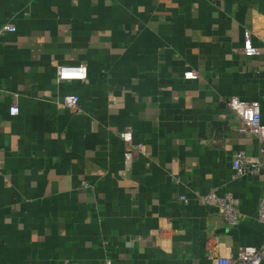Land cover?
Returning <instances> with one entry per match:
<instances>
[{
    "label": "crops",
    "instance_id": "0c3cea01",
    "mask_svg": "<svg viewBox=\"0 0 264 264\" xmlns=\"http://www.w3.org/2000/svg\"><path fill=\"white\" fill-rule=\"evenodd\" d=\"M6 24L0 264H214L264 245V170L231 178L235 152L262 156L225 105L256 101L264 124V0H0ZM245 30L258 56L240 54ZM80 64L83 82L57 84ZM213 188L238 200L236 227L197 204Z\"/></svg>",
    "mask_w": 264,
    "mask_h": 264
},
{
    "label": "built area",
    "instance_id": "2783aa9c",
    "mask_svg": "<svg viewBox=\"0 0 264 264\" xmlns=\"http://www.w3.org/2000/svg\"><path fill=\"white\" fill-rule=\"evenodd\" d=\"M15 32V27L10 24L0 26V38L5 34ZM252 32H243L242 48L240 54L245 57H255L259 55V50L253 46ZM84 71L81 72L80 70ZM65 73H68L65 75ZM86 78V68L83 65L58 66L55 68V80L57 84L77 81L83 82ZM199 73L186 71L183 74L184 80H198ZM16 97V95H15ZM78 97L75 95H61V107L72 113H79ZM225 105L233 115L237 129L240 133L254 138L258 143V151L262 156V161L247 156L243 151L235 152L231 160V178L237 180L247 175H258L264 170V124L261 119L259 103L256 101H243L237 97H230ZM19 113L16 101L8 109L11 117ZM120 139L129 147L134 155L145 156V148L142 144L132 145V133L129 130L119 134ZM195 199L200 206L214 207L228 228L236 227L245 217L239 210L238 200L230 193L219 194L216 188L206 193L194 192ZM180 200L186 201L184 196ZM253 219L259 224L264 225V198L258 203L257 210ZM214 264H264V245L260 247L243 246L238 248L236 254L227 253L226 255L215 256L212 258Z\"/></svg>",
    "mask_w": 264,
    "mask_h": 264
},
{
    "label": "clouds",
    "instance_id": "9594fccd",
    "mask_svg": "<svg viewBox=\"0 0 264 264\" xmlns=\"http://www.w3.org/2000/svg\"><path fill=\"white\" fill-rule=\"evenodd\" d=\"M80 71H81V72H83L84 70H83V69H81ZM67 74H68V73H65V75H67Z\"/></svg>",
    "mask_w": 264,
    "mask_h": 264
}]
</instances>
